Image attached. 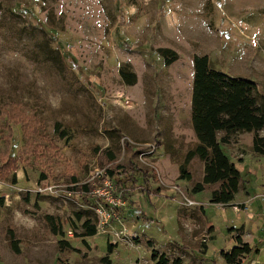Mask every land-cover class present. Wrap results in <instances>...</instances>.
<instances>
[{
	"label": "rangeland",
	"instance_id": "374dc122",
	"mask_svg": "<svg viewBox=\"0 0 264 264\" xmlns=\"http://www.w3.org/2000/svg\"><path fill=\"white\" fill-rule=\"evenodd\" d=\"M159 47L176 59L163 64ZM193 55L264 97V0H0V264H153L147 240L182 264H227L220 252L242 245L239 264H264L253 131L221 144L238 171L231 201H211L218 181L192 191L204 165L184 161L196 142ZM86 217L96 227L87 245L75 235Z\"/></svg>",
	"mask_w": 264,
	"mask_h": 264
},
{
	"label": "trees",
	"instance_id": "16d2710c",
	"mask_svg": "<svg viewBox=\"0 0 264 264\" xmlns=\"http://www.w3.org/2000/svg\"><path fill=\"white\" fill-rule=\"evenodd\" d=\"M156 52L163 64H169L176 59L175 51L170 48L159 47ZM192 70L190 123L196 142L193 148L186 152L184 161L186 162L194 155L204 159L201 181L194 184L192 191H201L203 185L218 181V189L210 192L211 201L224 204L231 201L233 194L237 191L238 171L223 152L221 144L228 142L230 134L238 131H253L251 149L264 155V136L256 133L257 130H264V97L258 95L252 82L214 69L206 55L192 56ZM118 74L125 84H132L135 81L134 73L123 67L119 68ZM53 127L61 138L66 136L65 130L59 129V123H54ZM218 131L223 132L219 138L216 137ZM109 156L112 158V155ZM114 174L115 172L105 168L102 177L113 179ZM178 179H189L188 173L184 170V164L179 165ZM83 189L87 190L85 186ZM74 216L79 221L83 215L75 212ZM47 219L50 231L58 234L52 217L47 216ZM80 227L82 231L75 235L81 238V243L87 245L82 237L96 233L95 223L86 217L81 220ZM234 238L235 241H240L238 235ZM110 245L109 242L106 243L107 252H110ZM145 245L151 249L150 260L153 264H182L179 257L168 260L164 254H156L150 240L145 241ZM57 246L58 249L73 247L64 239L57 240ZM12 249L15 252L18 251L14 242H12ZM73 249L77 250L75 247ZM249 249L243 245L233 246L229 251H221L220 256L227 264H239L243 259L239 255L243 253L247 255ZM101 260L109 264L106 256H103Z\"/></svg>",
	"mask_w": 264,
	"mask_h": 264
},
{
	"label": "crops",
	"instance_id": "0c3cea01",
	"mask_svg": "<svg viewBox=\"0 0 264 264\" xmlns=\"http://www.w3.org/2000/svg\"><path fill=\"white\" fill-rule=\"evenodd\" d=\"M256 200V199H255ZM260 206H262V201H261V199L258 201V200H256V203H255V209L256 210H259L258 208H260ZM262 214V213H261Z\"/></svg>",
	"mask_w": 264,
	"mask_h": 264
},
{
	"label": "built area",
	"instance_id": "2783aa9c",
	"mask_svg": "<svg viewBox=\"0 0 264 264\" xmlns=\"http://www.w3.org/2000/svg\"><path fill=\"white\" fill-rule=\"evenodd\" d=\"M153 150H154V148L152 147V150H150V151L153 152ZM232 208H233L234 211H238L239 210V208L236 205H233ZM245 208L246 207L244 206L243 209H245ZM263 257H264V255H263Z\"/></svg>",
	"mask_w": 264,
	"mask_h": 264
}]
</instances>
